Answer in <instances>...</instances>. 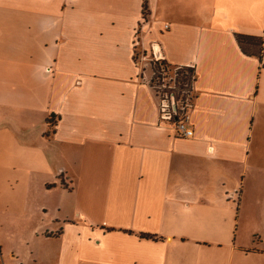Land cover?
I'll list each match as a JSON object with an SVG mask.
<instances>
[{"label": "crops", "instance_id": "obj_1", "mask_svg": "<svg viewBox=\"0 0 264 264\" xmlns=\"http://www.w3.org/2000/svg\"><path fill=\"white\" fill-rule=\"evenodd\" d=\"M0 264H264V0H0Z\"/></svg>", "mask_w": 264, "mask_h": 264}, {"label": "built area", "instance_id": "obj_2", "mask_svg": "<svg viewBox=\"0 0 264 264\" xmlns=\"http://www.w3.org/2000/svg\"><path fill=\"white\" fill-rule=\"evenodd\" d=\"M150 60L155 62L161 60L156 46L152 49V57ZM137 65H139V63H137ZM167 75H165V78H163L161 82H158L153 87L158 99L157 107L159 123L170 126L174 135L178 138H192L193 131L190 128L188 116V112L191 108V98L190 96H187L185 99H176L174 94L170 92L174 87L173 77L168 78L166 77Z\"/></svg>", "mask_w": 264, "mask_h": 264}, {"label": "trees", "instance_id": "obj_3", "mask_svg": "<svg viewBox=\"0 0 264 264\" xmlns=\"http://www.w3.org/2000/svg\"><path fill=\"white\" fill-rule=\"evenodd\" d=\"M144 11H146V8L144 7ZM146 19V17H144ZM239 43L242 44L243 42H255L256 40L251 38H245L240 37ZM150 69L153 73V77L151 79V84H153V87L158 82H161L163 78L166 77H173V88L170 90L175 96L176 99H185L187 96H190L191 98V85L192 81L194 79L193 71L190 68L185 67H176V66H170L164 61H158L155 62L153 60L150 61ZM175 70V71H174ZM172 81V80H171ZM52 117L50 118V120ZM47 125L51 126L53 125L51 121H47Z\"/></svg>", "mask_w": 264, "mask_h": 264}, {"label": "rangeland", "instance_id": "obj_4", "mask_svg": "<svg viewBox=\"0 0 264 264\" xmlns=\"http://www.w3.org/2000/svg\"><path fill=\"white\" fill-rule=\"evenodd\" d=\"M189 95H191V94H189Z\"/></svg>", "mask_w": 264, "mask_h": 264}]
</instances>
